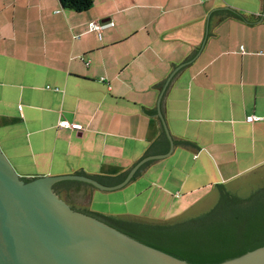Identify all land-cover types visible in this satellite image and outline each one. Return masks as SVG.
I'll use <instances>...</instances> for the list:
<instances>
[{
	"label": "crops",
	"instance_id": "obj_1",
	"mask_svg": "<svg viewBox=\"0 0 264 264\" xmlns=\"http://www.w3.org/2000/svg\"><path fill=\"white\" fill-rule=\"evenodd\" d=\"M91 1L74 12L58 0H0V148L20 178L127 171L159 136L140 112L156 107L151 87L200 51L207 16L223 8L242 20L211 30L165 98L169 134L199 150L175 147L126 187L154 176L162 195L191 207L199 191L264 164V0ZM91 22L113 25L89 32ZM69 188L82 197L66 198L88 197L92 213L109 193Z\"/></svg>",
	"mask_w": 264,
	"mask_h": 264
},
{
	"label": "water",
	"instance_id": "obj_2",
	"mask_svg": "<svg viewBox=\"0 0 264 264\" xmlns=\"http://www.w3.org/2000/svg\"><path fill=\"white\" fill-rule=\"evenodd\" d=\"M224 10L228 9H216L207 16L202 48L209 36L215 37L211 30L221 21L220 12ZM202 48L193 49L179 66L170 64L168 77L151 87L159 92L156 107L151 111L140 107V112L157 121L159 136L139 160L115 178L85 174L82 169L46 178H20L0 148V264H187L140 244L92 215L71 209L53 189L56 184L65 182V187L83 185L111 193L126 187L135 175L138 174L134 180L155 162L168 158L175 147L196 155L198 148H182L178 145L181 141L169 134L164 112L171 85L196 60ZM224 186L239 199L257 194L264 190V164ZM220 195V190L214 186L211 194L166 222L206 214L218 204ZM122 217L139 218H113ZM222 264H264V246Z\"/></svg>",
	"mask_w": 264,
	"mask_h": 264
},
{
	"label": "trees",
	"instance_id": "obj_3",
	"mask_svg": "<svg viewBox=\"0 0 264 264\" xmlns=\"http://www.w3.org/2000/svg\"><path fill=\"white\" fill-rule=\"evenodd\" d=\"M58 1L64 9L74 12H87L92 8L91 0ZM220 16L222 21L241 17L228 10L220 12ZM178 145L182 148L194 146L188 141H181ZM216 188L221 195L211 211L171 223L80 212L92 215L140 244L187 264H222L264 246V190L247 199H239L227 192L222 184Z\"/></svg>",
	"mask_w": 264,
	"mask_h": 264
},
{
	"label": "rangeland",
	"instance_id": "obj_4",
	"mask_svg": "<svg viewBox=\"0 0 264 264\" xmlns=\"http://www.w3.org/2000/svg\"><path fill=\"white\" fill-rule=\"evenodd\" d=\"M152 180L155 182V177L148 175L145 177V183L138 182L135 185L132 184L120 191L105 194L103 198L97 195L91 210L93 213L96 212L108 217L130 216L139 217L140 219L156 220V222H166L172 218L179 217L195 205L193 204L191 207L189 205L187 206L189 204L187 201H181V198H176L173 193L172 197L162 195L158 186L151 183ZM212 189L207 192L199 191L195 194L193 199L200 197L196 204L202 198L211 194ZM61 197L67 199L64 196ZM69 201L73 202L74 200ZM78 202L79 200H76L72 203L76 205V211H86L88 197L80 200L81 205Z\"/></svg>",
	"mask_w": 264,
	"mask_h": 264
},
{
	"label": "built area",
	"instance_id": "obj_5",
	"mask_svg": "<svg viewBox=\"0 0 264 264\" xmlns=\"http://www.w3.org/2000/svg\"><path fill=\"white\" fill-rule=\"evenodd\" d=\"M112 25H113L112 22H108V23L91 22L88 24V28H89L88 31L100 33V31H102L103 29L109 28ZM254 119H255L254 117H249L246 119V122L251 123L253 122ZM58 127H61L62 129L69 128L72 130H78V131L81 130V126H79L78 124H69L68 122H65V121L64 122L60 121Z\"/></svg>",
	"mask_w": 264,
	"mask_h": 264
},
{
	"label": "flooded vegetation",
	"instance_id": "obj_6",
	"mask_svg": "<svg viewBox=\"0 0 264 264\" xmlns=\"http://www.w3.org/2000/svg\"><path fill=\"white\" fill-rule=\"evenodd\" d=\"M64 183H65V182H64ZM61 184H62V183H61ZM61 184L58 183V184H56V185L54 186V189H53L54 193H56V194L60 197L61 200H63L65 203H67L71 209H73V210H77L76 207H74L73 205H71V204L69 203V200H70V199H67V200H66V199H63L61 196L66 197V195H68L69 197H71L70 194H72L73 198L78 199V198H81L82 195H80V192H79V191H76V190H74V191H69V190H70L69 187L66 188L65 186H63V185H61ZM72 192H73V193H72ZM62 194H63V195H62ZM65 200H66V201H65ZM80 211H82V210H80ZM80 211H77V212H80ZM80 213H82V212H80Z\"/></svg>",
	"mask_w": 264,
	"mask_h": 264
}]
</instances>
